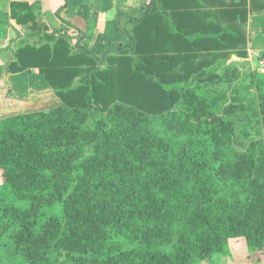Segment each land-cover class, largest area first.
<instances>
[{"label": "trees", "instance_id": "16d2710c", "mask_svg": "<svg viewBox=\"0 0 264 264\" xmlns=\"http://www.w3.org/2000/svg\"><path fill=\"white\" fill-rule=\"evenodd\" d=\"M204 4L152 0L129 18L128 43L95 57L49 31L28 1L9 3L33 38L0 83L10 264H201L233 238L264 254V69L253 74L260 138L243 151L233 146L243 99L209 88L235 80L231 66L210 67L247 56L239 23L254 10L264 19V0L218 3L227 26Z\"/></svg>", "mask_w": 264, "mask_h": 264}, {"label": "crops", "instance_id": "0c3cea01", "mask_svg": "<svg viewBox=\"0 0 264 264\" xmlns=\"http://www.w3.org/2000/svg\"><path fill=\"white\" fill-rule=\"evenodd\" d=\"M11 1H28L33 5L40 23L47 25L49 31L65 36L74 45L75 51L86 50L95 57H100L105 53L116 55L118 49L115 44L128 43L124 31L130 33L133 29L129 18H141L152 0H0V83L7 76V65L12 60L13 50L19 42L23 39L33 40L27 35L29 29L11 18ZM203 1L206 5L203 10L209 12L211 21L219 22L222 26L232 22L217 12L220 5L218 3H227L230 0ZM258 12L260 11H249L247 23H239V28L251 26L254 15L262 14ZM253 28L252 33L255 35L258 33V27ZM246 33L249 38L248 29ZM253 50L257 49H253L248 43L247 56L251 55ZM246 57H239L234 52L228 56L221 55L214 59V65L210 69L216 67L215 71L222 73L231 66L237 78L241 72L240 61L246 60ZM8 76L15 75L8 73Z\"/></svg>", "mask_w": 264, "mask_h": 264}, {"label": "rangeland", "instance_id": "374dc122", "mask_svg": "<svg viewBox=\"0 0 264 264\" xmlns=\"http://www.w3.org/2000/svg\"><path fill=\"white\" fill-rule=\"evenodd\" d=\"M251 26L263 25L264 19L257 20L254 17L251 20ZM246 25L248 29L249 38L252 40L250 46L253 49L251 55L247 56L246 60L240 61L241 72L236 80L231 84L224 83H211L209 88H220L223 89L228 96H234L242 98L243 101L241 106L242 110H239V120L236 121L237 134L233 140V146L237 150H245L249 143L260 138L259 130V118L257 112V103L255 100V89H254V71L261 68L259 60L263 58L264 53V40L257 34L254 35L252 30L253 27ZM258 36V37H257ZM257 43V44H254ZM256 45V46H254ZM260 49V50H259ZM6 76V74H5ZM8 76V73H7ZM6 76V77H7ZM227 255L213 254L208 264H264V254H255L250 256L245 241L243 238L230 239L227 246ZM0 260L5 264L17 262L13 244L10 238H2L0 240ZM206 261H202L201 264H207Z\"/></svg>", "mask_w": 264, "mask_h": 264}, {"label": "built area", "instance_id": "2783aa9c", "mask_svg": "<svg viewBox=\"0 0 264 264\" xmlns=\"http://www.w3.org/2000/svg\"><path fill=\"white\" fill-rule=\"evenodd\" d=\"M259 64L264 69V57L259 60Z\"/></svg>", "mask_w": 264, "mask_h": 264}]
</instances>
